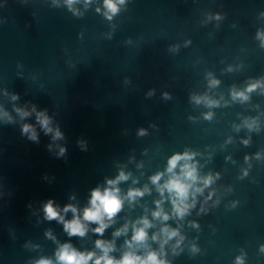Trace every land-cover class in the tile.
<instances>
[{
  "label": "water",
  "instance_id": "water-1",
  "mask_svg": "<svg viewBox=\"0 0 264 264\" xmlns=\"http://www.w3.org/2000/svg\"><path fill=\"white\" fill-rule=\"evenodd\" d=\"M117 6L0 0V185L107 186L124 171L118 187L159 193L150 177L187 150L213 177L196 203L264 226V0ZM256 81L248 100L233 99ZM34 106L62 138L45 134Z\"/></svg>",
  "mask_w": 264,
  "mask_h": 264
},
{
  "label": "clouds",
  "instance_id": "clouds-1",
  "mask_svg": "<svg viewBox=\"0 0 264 264\" xmlns=\"http://www.w3.org/2000/svg\"><path fill=\"white\" fill-rule=\"evenodd\" d=\"M69 7L76 2V0H66ZM123 4L124 0H104V6L115 14L118 11L117 4ZM100 11V9H97ZM107 15V13H105ZM111 19V16L107 17ZM259 37L264 41V34H259ZM219 81L213 79L210 81L211 86H216ZM261 87V82L256 81L247 86L243 91L232 92L233 99L248 100L249 96L246 93H251L256 88ZM167 95V94H165ZM18 97L13 96V99ZM196 103H200L202 100L209 106L217 105L218 102L209 99L208 97H194ZM16 111L20 116L27 117L31 115L30 112L17 108ZM36 112L35 106L32 109ZM4 116H8V113H2ZM209 113L206 118H210ZM11 119V117H9ZM36 120L45 131V134L54 133L53 139L62 138L60 130L53 129L51 125V118L46 114V111L36 112ZM255 121H253V124ZM252 124L248 127L251 129ZM23 133L29 134V139L37 140V133L35 128L31 124H25L22 128ZM140 134L143 135L144 131L141 130ZM248 143L247 140L244 141ZM66 149H60V155ZM196 153L191 151H184L183 153L173 154L167 164V168L164 172H157L150 177V181L156 186V190L160 193L161 199L155 201L156 208L152 212V218L159 220L162 223V227L158 232H153L149 236L148 229L153 228V222L147 216H143L138 220L131 222V237L124 241L125 251L119 258H116L110 253L116 251L114 240L97 239L95 241V249L99 250V253L95 250L80 251L75 248L70 242L60 244L55 252V260L51 258L42 257L35 261L34 264H170L165 259V245L169 243L175 237H179L176 240V244L173 246L172 251L175 254L176 248L179 247L181 241L184 239L180 235L178 229L171 228L167 223L170 218L177 217L183 219L189 214L190 209L195 207L197 193L202 194L204 187L209 186L212 181V175L202 177L198 173L197 163L194 162ZM247 159V157H245ZM179 169V171H177ZM167 174V179L161 183L162 178ZM130 173L126 174L121 171L115 179H108L106 181L107 187L101 189L96 187L91 191V195L88 201V205L81 211L74 204H67L61 209L56 206L53 199H48L43 205L44 218L52 221L56 220L63 225L64 231L69 237H81L86 236L89 230L98 237H102L105 231L115 222V218L123 210L124 202H134L138 197H143L145 193H149L150 189L147 185L141 188H130L125 195L121 194V190L118 187L120 182L129 179ZM135 183V181H133ZM200 183L203 187L197 186ZM167 192V196H165ZM211 195V194H210ZM74 198V197H73ZM164 200H169L172 205L171 214L165 211L163 207ZM72 213L71 219H65V214ZM97 225L90 229V225ZM129 223H125L122 227L116 229L113 232V237H119L121 235L127 236L129 232ZM50 238L51 232L46 233ZM149 240L159 244V250L151 248ZM195 250V248H194ZM264 250V246H262ZM236 264H244L242 257L236 258Z\"/></svg>",
  "mask_w": 264,
  "mask_h": 264
}]
</instances>
